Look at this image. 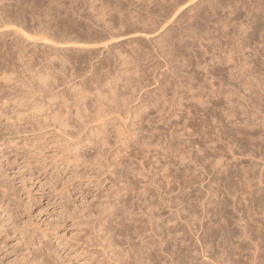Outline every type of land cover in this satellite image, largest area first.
Wrapping results in <instances>:
<instances>
[{"label":"rangeland","instance_id":"1","mask_svg":"<svg viewBox=\"0 0 264 264\" xmlns=\"http://www.w3.org/2000/svg\"><path fill=\"white\" fill-rule=\"evenodd\" d=\"M0 13V264H132L153 241L160 264H264V0H0Z\"/></svg>","mask_w":264,"mask_h":264},{"label":"bare ground","instance_id":"2","mask_svg":"<svg viewBox=\"0 0 264 264\" xmlns=\"http://www.w3.org/2000/svg\"><path fill=\"white\" fill-rule=\"evenodd\" d=\"M159 2H160V1H159ZM46 3H47V2H46ZM42 4H44V3H42ZM160 4H161V3H160ZM45 5H46V4H45ZM75 5H76V4H75ZM108 5H109V4H108ZM61 6H62V5H61ZM122 6H123V5H122ZM50 7H51V6H50ZM81 7H82V6H81ZM48 8H49V7H48ZM173 8H174V7H173ZM42 9H43V8H42ZM49 9H50V8H49ZM107 10H108V9H107ZM11 11H12V10H11ZM48 11H49V10H48ZM51 11H52V10H51ZM18 12H20V11H18ZM36 12H37V11H36ZM1 13H4V12H1ZM1 13H0V14H1ZM21 13H22V12H21ZM33 13H34V12H33ZM43 13H44V12H43ZM10 14H11V13H10ZM103 14H105V13H103ZM2 15H3V14H2ZM120 15H121V14H120ZM0 16H1V15H0ZM19 16H20V14H19ZM5 17H6V16H5ZM7 17H8V16H7ZM8 18H9V17H8ZM15 18H16V17H15ZM46 18H47V17H46ZM46 18H45V19H46ZM17 19H19V18H17ZM21 19H22V18H21ZM74 19H75V18H74ZM4 21H5V19H4ZM35 21H36V20H35ZM123 21H124V19H123ZM20 22H21V21H20ZM39 22H40V21H39ZM7 24H8V23H7ZM70 26H71V25H70ZM70 29H71V28H70ZM28 30H29V29H28ZM31 30H32V29H31ZM29 31H30V30H29ZM80 31H81V30H80ZM17 32H18V31H17ZM34 32H35V31H34ZM36 32H37V31H36ZM38 32H39V31H38ZM90 32H91V31H90ZM92 32H93V31H92ZM18 33H19V32H18ZM45 33H46V32H45ZM37 34H38V33H37ZM51 35H52V34H51ZM26 36H27V35H26ZM103 36H104V35H103ZM47 37H48V36H47ZM61 38H62V37H61ZM61 38H60V39H61ZM34 39H35V38H34ZM68 39H69V37H68ZM94 39H95V38H94ZM43 40H45V39H43ZM49 40H50V39H49ZM61 40H62V39H61ZM94 41H95V40H94ZM104 41H105V40H104ZM52 42H53V41H52ZM56 42H57V41H56ZM61 42H63V40H62ZM65 42H66V41H65ZM73 42H74V41H73ZM88 42H89V41H88ZM99 42H100V41H99ZM45 43H46V42H45ZM47 43H48V42H47ZM74 43H75V42H74ZM96 43H97V42H96ZM77 44H78V43H77ZM85 47H87V46H85ZM19 51H20V50H19ZM4 53H5V52H4ZM17 53H18V52H17ZM21 53H22V52H21ZM21 53H20V54H21ZM2 54H3V53H2ZM90 57H91V56H90ZM5 58H6V57H5ZM18 58H19V57H18ZM91 58H92V57H91ZM10 59H11V58H10ZM19 60H20V58H19ZM5 62H6V61H5ZM1 63H3V62H1ZM0 69H1V68H0ZM3 71H4V70H3ZM6 71H7V70H6ZM6 73H7V72H6ZM1 74H2V73H1ZM5 76H7V74L4 75L3 77H5ZM100 105H101V104H100ZM100 105H99V106H100ZM99 106H97V107L95 108V110H96V109L99 110L101 107H102V110H103V107H104V106L102 105L100 108H99ZM109 108H110V107H109ZM109 108H107V109H109ZM112 109H113V108H112ZM92 110H93V109H92ZM102 110H101V111H102ZM96 111H97V110H96ZM96 111H92V113H91V111H90L91 116H93L92 114L98 113L97 115L95 114L96 117H95V116H94V117L97 118V116H98V118H102V117H100V116H102V115L105 114V112H100V111H97V112H96ZM105 111H106V108H105ZM94 112H95V113H94ZM108 112H110V111L108 110L107 113H108ZM107 113H106V115H107ZM111 114H112V112H111ZM88 115H89V114H88ZM88 115H86V117H87ZM109 115H110V114L108 113L107 116H109ZM89 116H90V115H89ZM86 117H85V118H86ZM105 117H106V116H105ZM91 118H93V117H90V119H91ZM95 118H94V119H95ZM234 118H235V117H234ZM102 119H103V118H102ZM235 119H236V118H235ZM86 120H87V119H86ZM86 120H85V121H86ZM96 120H97V119H96ZM99 120H100V119H99ZM87 121H88V120H87ZM94 121H95V120H94ZM241 121H242V120H241ZM103 124H104V123H103ZM227 125H228V124H227ZM97 128H98V127H97ZM242 129H243V128H242ZM214 130H215V129H214ZM217 131H218V130H217ZM214 133H215V132H214ZM219 135H220V134H219ZM200 136H201V135H200ZM207 136H208V135H207ZM228 137H229V136H228ZM207 138H208V137H207ZM207 138H206V139H207ZM219 138H220V137H219ZM253 138H254V137H253ZM208 140H209V139H208ZM240 140H241V139H240ZM246 140H247V139H246ZM205 141H206V140H205ZM198 142H199V141H198ZM209 142H210V141H209ZM216 142H217V141H216ZM188 143H189V142H188ZM206 143H207V142H206ZM223 143H224V142H223ZM224 144H225V143H224ZM247 144H248V142H247ZM210 145H211V143H210ZM215 145H216V144H215ZM189 146H190V145H189ZM217 146H218V145H217ZM229 146H230V144H229ZM200 147H201V146H200ZM221 147H222V146H221ZM208 148H209V147H208ZM211 149H212V148H211ZM220 149H221V148H220ZM245 149H246V148H245ZM261 149H262V148H261ZM217 150H219V149H217ZM257 150H258V149H257ZM187 151H188V150H187ZM177 152H178V151H177ZM210 152H211V151H210ZM228 152H230V151H228ZM231 152H232V151H231ZM231 152H230V153H231ZM184 153H185V152H184ZM230 153H228V154H230ZM232 153H233V152H232ZM188 154H189V153H188ZM241 154H242V153H241ZM220 155L222 156L223 153H220ZM233 155H235V153H234ZM233 155L231 154V156H233ZM236 155H237V154H236ZM236 155H235V156H236ZM179 156H180V155H179ZM182 156H183V155H182ZM211 156H213V154H212ZM211 156H210V157H211ZM223 156H224V155H223ZM223 156H222V157H223ZM231 156H230V157H231ZM260 156H261V155H260ZM193 157H194V156H193ZM215 157H216V156H215ZM222 157H221V158H222ZM212 158H214V157H212ZM233 158H234V156H233ZM251 158H252V157H251ZM185 159H186V158H185ZM214 159H216V158H214ZM230 159H232V158H230ZM237 159H238V158H237ZM219 160H220V159H219ZM255 160H256V159H255ZM192 161H193V160H192ZM214 161L216 162V160H214ZM181 162H182V161H181ZM220 162H221V161L216 162V163L219 164ZM226 162H227V160H226ZM240 162H241V161H240ZM221 163H222V162H221ZM238 163H239V162H238ZM195 164H196V163H195ZM224 164H225V163H224ZM224 164H223V165H224ZM227 164H228V163H227ZM245 164H246V163H245ZM256 164H257V163H256ZM198 165H199V164H198ZM221 165H222V164H221ZM225 165H226V164H225ZM225 165H224V166H225ZM231 165H232V164H231ZM235 165H236V164H235ZM239 166H240V165H239ZM241 166H242V164H241ZM254 166H255V164H254ZM254 166H251V167H254ZM198 167H199V166H198ZM219 167H220V164H219ZM221 167H222V166H221ZM251 167H250V168H251ZM224 168H225V167H224ZM237 168H238V167H237ZM241 168H242V167H240V170H242V169L244 168V166H243L242 169H241ZM254 168H255V167H254ZM263 168H264V167H263ZM238 169H239V168H238ZM226 170H227V169H226ZM246 170H247V167H246ZM246 170H245V171H246ZM250 170L253 171V169H250ZM217 171H218V170H217ZM238 171H239V170H238ZM242 171H244V170H242ZM242 171H241V172H242ZM247 171H248V170H247ZM247 171H246V173L244 172L245 175L248 174L249 171H248V172H247ZM258 171H259L260 173L262 172V171H260V169H259ZM219 172H220V171H219ZM239 172H240V171H239ZM253 172H254V171H253ZM253 172H252V173H251V171L249 172V173H251L250 175H248L249 178H250V176L252 177V174H254ZM255 173H256V172H255ZM240 174H241V173H239V175H240ZM257 174H258V173H257ZM230 175H231V173H230ZM232 175H233V174H232ZM232 175H231V176H232ZM236 175H237V174H236ZM236 175L234 174V178H235V179H236ZM239 175H238V176H239ZM255 175H256V174H255ZM255 175H254V176H255ZM258 175H259V174H258ZM261 175H262V174H261ZM241 176H242V177H241ZM241 176H239V177L243 178V174H242ZM246 177H247V176H246ZM246 177H245V178H246ZM260 177H261V176H260ZM263 177H264V176H263ZM220 178H221V177H220ZM227 178H228V179H227ZM227 178H226V179H227V181L229 182L228 184L232 186V183H233L234 181L230 182V181H229L230 178H229L228 176H227ZM249 178H248V179H249ZM252 178H253V177H252ZM255 178H259V177H255ZM261 178H262V177H261ZM237 179H238V177H237ZM237 179L235 180V182L237 181ZM199 180H200V179H199ZM232 180H233V179H232ZM241 180H242V184L244 185V183H243V182H244V181H243L244 178L241 179ZM245 180H246V179H245ZM250 180H252V179L250 178ZM257 180H259V179H257ZM260 180H261V179H260ZM239 181H240V178H239V180L237 181V183H238V184H241ZM247 181L249 182V180H246V182H247ZM208 182H209V181H208ZM235 182H234V184H235ZM246 182H245V183H246ZM258 182L260 183V181H258ZM224 183H225V182H224ZM212 184H213V183H212ZM225 184H227V183H225ZM234 184H233L232 187H234ZM222 185H223V184H222ZM231 186H229V190L234 189V188H232ZM244 186H245V185H244ZM254 186H255V185H254ZM230 187H231L232 189H231ZM236 187H237V188H236ZM247 187H248V186H247ZM250 187H251V186H250ZM235 188H236V189H234V190H235L236 192L233 190L234 193L239 192V191L237 190V189H238V186H237V185L235 186ZM212 190H213V189H212ZM239 190H240V189H239ZM248 190H250V189H248ZM220 191H221V190H220ZM222 191H223V190H222ZM233 191H232V192H233ZM240 191H241V190H240ZM255 191H256V190H255ZM209 192H210V190H209ZM226 192L228 193V192H230V191H226ZM232 192H230V193H231V195L229 194L230 196H232ZM241 192H242V191H241ZM241 192H239V193L241 194ZM246 192H247V191H246ZM263 192H264V191H263ZM221 193H222V192H220V194H221ZM248 193H249V192H248ZM249 194H251V192H250ZM249 194H248V195H249ZM252 194H253V197H254V196H255L254 193H252ZM221 196H222V195H221ZM241 196H242V195H241ZM256 196H257V195H256ZM247 197H248V196H247ZM249 197H250V196H249ZM253 197H251V198H253ZM258 197H259V196H258ZM258 197H256L257 200L260 198V197H259V198H258ZM224 198H225V197H224ZM241 198L244 199L243 196H242ZM199 199H200V198H199ZM226 199H228V198H226ZM226 199H223V200H224L223 202L221 201L222 203H224L223 205H225V201H226ZM238 199H239V198H238ZM238 199H237V200H238ZM249 199H250V198H249ZM254 199H255V198H254ZM263 199H264V198H263ZM221 200H222V199H221ZM228 200H229V199H228ZM228 200H227L226 204L228 203ZM235 200H236V199H235ZM239 200H240V199H239ZM244 200H245V199H244ZM257 200H256V201H257ZM261 200H262V199H261ZM215 202H216V201H215ZM233 202H234V200H233ZM248 202H250V200H246V204H247ZM251 202H252V201H251ZM253 202H254V200H253ZM253 202H252V203H253ZM261 202H262V201H261ZM263 202H264V200H263ZM212 203H213V202H212ZM230 203H231V202H230ZM230 203H229V204H230ZM241 203H242V202H241ZM256 203H258L259 205L261 204V203H259L258 201H257ZM256 203H255V204H256ZM213 204H214V203H213ZM229 204H228V205H229ZM234 204H235V203H234ZM244 204H245V203H244ZM232 205H233V204H232ZM248 205H252V204H249V203H248ZM218 206H219V205H218ZM218 206H217V209L219 208V210H220V206H219V207H218ZM253 206H255V205L253 204ZM261 206H262V205H261ZM261 206H260V207H261ZM222 207H223V206H222ZM224 207H225V206H224ZM224 207H223V208H224ZM234 207H235V206H234ZM246 207H247V205H246ZM246 207L243 208V210L246 209ZM215 208H216V207H215ZM235 208H236V207H235ZM251 208H255V207H251ZM258 208H259V206H258ZM258 208H257V209H258ZM261 208H262V207H261ZM213 209H214V208H213ZM233 209H234V208H233ZM240 209H241V208H240ZM240 209H238V210L240 211ZM249 209H250V208H249ZM249 209H248V210H249ZM255 209H256V208H255ZM257 209H256V210L252 209V210H253V212H254V211L256 212ZM259 209H260V208H259ZM262 209H264V208H262ZM221 210H222V209H221ZM223 210H224V209H223ZM223 210H222V211H223ZM231 210H232V209H231ZM234 210H235V209H234ZM234 210H233V211H234ZM241 210H242V209H241ZM246 210H247V209H246ZM246 210H245V211H246ZM250 210H251V209H250ZM250 210H249V211H250ZM213 211H214V210H213ZM239 211H238V212H239ZM245 211H243V212H245ZM249 211H248V212H249ZM259 211L261 212V210H259ZM263 211H264V210H263ZM216 212H217V211H216ZM219 212H220V211H219ZM219 212H218V213H219ZM223 212H225V211H223ZM241 212H242V211H241ZM246 212H247V211H246ZM246 212H245V213H246ZM251 212H252V211H251ZM251 212H249V213H251ZM232 213H234V212H232ZM239 213H240V212H239ZM239 213H237V214H239ZM263 213H264V212H263ZM193 214H194V213H193ZM210 214H211V213H210ZM212 214H213V213H212ZM215 214H216V213H214V215H215ZM222 214H224V213H222ZM255 214H256V215H257V214L259 215V213H255ZM218 215H219V214H218ZM218 215H217V216H218ZM245 215H247V214H244V216H245ZM260 215H261V213H260ZM250 216H251V214H250ZM253 216H255V215H253ZM261 216H262V215H261ZM192 217H193V215H192ZM225 217H226V216H224V218H225ZM234 217H235V216H234ZM237 217L239 218V216H237ZM237 217H236V218H237ZM241 217H243V215L241 216V214H240V220H239L240 223H241V221H242V220H241ZM247 217H249V216H247ZM233 219H234V218H233ZM233 219H232V220H233ZM243 219H244V218H243ZM253 219H254V217H253ZM202 220H203V219H202ZM208 220H209V219H208ZM212 220H213V219H212ZM220 220H221V219H220ZM247 220H248V219L246 218V221H247ZM254 220H255V219H254ZM257 220H259V218H258ZM262 220H264V219H263V216H262ZM262 220L260 219L259 221H262ZM233 221H234V222H238L237 219H236V220H233ZM243 221H245V219H244ZM243 221H242V222H243ZM259 221H258V222H259ZM253 222H256V221H253ZM223 223H224V222H223ZM223 223H222V225H223ZM225 223H226V222H225ZM227 223H228V222H227ZM245 223H246V226H247V224L249 223V221H248V222H245ZM251 223H252V221H251ZM256 223H257V222H256ZM256 223H255V224H256ZM238 224H239V223H238ZM241 224H242V223H241ZM243 224H244V223H243ZM243 224H242V225H243ZM216 225H217V224H216ZM239 225H240V224H239ZM249 225H250V224H249ZM256 225H257V224H256ZM154 226H155V225H154ZM224 226H227V225L224 224L223 227H224ZM236 226H238V225H236ZM246 226H245V225H244V227L242 226L243 229H242V227H241V228H240L239 226H238V227H239V229H242L243 232L246 234V233L250 232V228L253 226V224H252V226H251L250 228H249V226H248V227H246ZM259 226H260V225H259ZM156 227H157V226H156ZM156 227H155V231H152V232H153V233H152L153 235H155V234L157 235V233H159L158 231L156 232ZM212 227H213V226H212ZM216 227H218V225H217ZM227 227H228V226H227ZM254 227H255V225H254ZM257 227H258V226H256L255 229H257ZM197 228H198V227H197ZM214 228H215V227H214ZM225 228H226V227H225ZM225 228H223V229H225ZM252 228H253V227H252ZM259 228H262V227L260 226V227H258V229H259ZM226 229H227V228H226ZM226 229H225V230H226ZM228 229H229V228H228ZM151 230H153V229L151 228ZM151 230H150V231H151ZM215 230H216V229H215ZM217 230H218V229H217ZM219 230H220V232L223 231L222 233L224 234L225 230H222V231H221L220 228H219ZM189 231H190V230H189ZM207 231H208V230H207ZM239 231H241V230H239ZM252 231H253V233H254V235H253V234H252V235L255 236L256 230H253V229H252ZM263 231H264V230H263ZM155 232H156V233H155ZM173 232H174V231H173ZM209 232H210V231H209ZM212 232H214V231H212ZM228 232H229V231H228ZM228 232H227V233H228ZM231 232H232V231H231ZM235 232H238V231H235ZM261 232H262V231H261ZM184 233H185V232H184ZM222 233H220V234H222ZM227 233H226V234H227ZM233 233H234V232H233ZM239 233H242V232H239ZM251 233H252V232H250V236H249V237H251ZM169 234H170V232H168V234H167V232H166V235L170 236ZM212 234H215V233H212ZM229 234H230V232H229ZM234 234H235V233H234ZM245 234H244V237H245ZM257 234H258V232H257ZM261 234H262V233H261ZM263 234H264V233H263ZM263 234H262V235H263ZM150 235H151V234H150ZM171 235H172V234H171ZM208 235H210V233H208ZM218 235H219V234H218ZM218 235H217V236L214 235V236L219 238ZM231 235H232V234H231ZM236 235H237V233H236ZM238 235H239V234H238ZM238 235H237L236 237H238ZM240 235H241V234H240ZM240 235H239V236H240ZM247 235H249V234H247ZM168 236H167V238H168ZM195 236H196V235H195ZM228 236H229V235H228ZM242 236H243V234H242ZM257 236H258V235H257ZM151 237H152V236H151ZM172 237H173V236H172ZM176 237H177V236H176ZM201 237H202V235H201ZM231 237H234V235H233V236H230L229 238H231ZM240 237H241V236H240ZM244 237H243V239H244ZM246 237H247V236H246ZM246 237H245V238H246ZM173 238H174V237H173ZM198 238H200V236H199ZM198 238H196V239H198ZM203 238H204V236H203ZM213 238H214V237H213ZM213 238H212V240H216L215 238H214V239H213ZM255 238H256V236H255ZM258 238H259V237H258ZM258 238H256V239H258ZM152 239H153V238H152ZM160 239H161V238H160ZM160 239H159V240H160ZM165 239H166V238H165ZM165 239H164V240H165ZM170 239H171V238H170ZM208 239H211V238L209 237ZM220 239H221V237H220ZM231 239H232V238H231ZM231 239H230V240H231ZM240 239H241V238H240ZM248 239H250V238H248ZM248 239H247V241H248ZM253 239H254V237H253ZM167 240H168V239H167ZM167 240H166L165 242H167ZM199 240H200V239H199ZM203 240H204V239H203ZM205 240H206V239H205ZM222 240H224V236H223ZM225 240H226V237H225ZM227 240L230 241L228 238H227ZM227 240L225 241L226 243H228ZM244 240H246V239H244ZM244 240H243V241H244ZM263 240H264V239H263ZM149 241H150V240H149ZM155 241L157 242V240H155ZM179 241H180V240H179ZM210 241H211V240H210ZM241 241H242V240H241ZM249 241H250V240H249ZM256 241H258V240H256ZM260 241H261V239H260ZM153 242H154V241H153ZM153 242H152V243H153ZM184 242H185V241H184ZM225 242H224V243H225ZM230 242H231V241H230ZM245 242H246V241H245ZM251 242H252V243H251ZM251 242H248V243L253 244V240H251ZM145 243H146V242H145ZM152 243L150 244V242H149V245H148V247H147L148 249H147V248H146V249L143 248V249H145L144 252H146V254H143L142 256H141L140 253L138 252V251H140V249H139V247H138L139 245L137 246L138 249L135 248V247L132 245L133 248H135V252H133V251L131 250V251L133 252V255H134V256H132V257H133V260H132L133 263H132L131 261H130V262H131L132 264H150V263H154V262H156V261L158 260L157 257L155 256L154 253H153L154 255H152V253H151V249H149L150 247H153V246H151ZM162 243H163V239H162ZM162 243L160 242V245H161ZM200 243H201V242H200ZM210 243H211V242H210ZM215 243H217V242H215ZM222 243H223V242H222ZM224 243H223V244H224ZM226 243H225V244H226ZM235 243H236V242H235ZM248 243H247V244H248ZM254 243H255V242H254ZM259 243H262V242H259ZM141 244H142V243H141ZM157 244H159V242H157ZM166 244H167V243H165L164 245H166ZM202 244H203V243H202ZM220 244H221V243H220V241H219V245L217 244L216 246H221ZM121 245H122V244H121ZM127 245H128V244H127ZM142 245H143V244H142ZM160 245H159V246H160ZM167 245H168V244H167ZM173 245H174V244H173ZM175 245H176V244H175ZM178 245H179V244H178ZM230 245H231V244H230ZM230 245L228 244L227 247H226L225 245H224V246L228 249V246H230ZM253 245H254V244H253ZM256 245H257V244H255V246H256ZM132 246H131V247H132ZM155 246H156V247H159V246H157V245H155ZM201 246H203V245H201ZM237 246L240 247V244L237 245ZM237 246H235V247L237 248ZM248 246H249V245H248ZM248 246H246V248H247ZM251 246H252V245H251ZM255 246H253V247H255ZM258 246H259V244H258ZM120 247H121V246H120ZM160 247H161V246H160ZM204 247H205V246H204ZM204 247H203V249H204ZM225 247H224V248H225ZM232 247H233V244H232V246L230 247V249H231ZM235 247H234V248H235ZM239 247H238V248H239ZM241 247H242V243H241ZM249 247H250V246H249ZM124 248H125V247H124ZM200 248H201V247H200ZM200 248H199V249H200ZM212 248H214V247H209V249H211V250H212ZM215 248H216V247H215ZM221 248H222V250H223V247H220V249H221ZM234 248H233V249H234ZM236 248H235V249H236ZM258 248L260 249V247H258ZM258 248L256 247V249H258ZM161 249H163V248H161ZM166 249H167V248H166ZM175 249H176V248H175ZM186 249H187V248H186ZM194 249H195V248H194ZM217 249H218V248H217ZM220 249H219V251H220ZM227 249H226V250H227ZM233 249H232V251H233ZM235 249H234V252L237 250V249H236V250H235ZM241 249H242V248H241ZM122 250H123V248H122ZM122 250H121V251H122ZM124 250H125V249H124ZM124 250H123V251H124ZM129 250H130V249H128V251H129ZM154 250H155V249H154ZM169 250H170V248H169ZM197 250H198V249H197ZM201 250H202V249H201ZM207 250H208V249H207ZM211 250H210V251H211ZM214 250H215V249H214ZM250 250H251V247H250ZM123 251H122V252H123ZM128 251H126V252H128ZM152 251H153V250H152ZM159 251H160V249H159ZM163 251H164V250H163ZM163 251H162V252H163ZM165 251H168V250H165ZM193 251H194V250H193ZM203 251H206V250L204 249ZM203 251H202V252H203ZM228 251H229V250H228ZM239 251H240V249H239ZM115 252H116V251H115ZM153 252H154V251H153ZM182 252H183V251H182ZM186 252H187V251H186ZM199 252H200V251H199ZM207 252H208V251H207ZM207 252H206V253H207ZM211 252H213V251H211ZM221 252H222V251H221ZM221 252H218V253H221ZM236 252H237V251H236ZM244 252H245V251H244ZM249 252H250V251H249ZM253 252H254V251H253ZM259 252H260V250H259ZM118 253H119V252H118ZM158 253H159V252H158ZM169 253H170V251H169ZM171 253H172V252H171ZM173 253H174V252H173ZM175 253H176V252H175ZM200 253H201V252H200ZM208 253H209V252H208ZM222 253H223V252H222ZM226 253H227V252H226ZM256 253H258V252H256ZM115 254H116V253H115ZM119 254H120V253H119ZM119 254H118V255H119ZM122 254H124V253H122ZM125 254H126V253H125ZM141 254H142V253H141ZM164 254L166 255L167 253H164ZM184 254H185V253H184ZM214 254H215V252H214ZM252 254H253V253H252ZM252 254H250V255H252ZM261 254H262V253H261ZM175 255H176V254H175ZM179 255H180V254H179ZM186 255H187V254H186ZM202 255H203V256H201V257H204V258H205L206 256H208V257H206L207 260H205V261H206V264H207V263L209 264V261L211 262V261L213 260L212 258L215 257V256L213 257V253H209V254L207 255V254H205V253L203 252ZM216 255H217V253H216ZM228 255H229V254H228ZM243 255H244V254H243ZM250 255H248V256L250 257V259H249V258H248V259L251 261L252 257H251ZM258 255H259V254H258ZM263 255H264V253H263ZM263 255H262V256H263ZM126 256H127V255H126ZM126 256H124V257H126ZM182 256L184 257L183 254H182ZM182 256H181V257H182ZM219 256L222 257V254L219 255ZM239 256H240V255H239ZM246 256H247V255H246ZM256 256H257V254H256ZM256 256H255V257H256ZM259 256H260V255H259ZM259 256H258V257H259ZM262 256H261V257H262ZM117 257H118V256H117ZM124 257H122V258H124ZM186 257H187V256H186ZM217 257H218V256H217ZM221 257H220L219 259H221ZM225 257H226V256H225ZM225 257H224V258H225ZM230 257H232V256L230 255ZM230 257H228V258L230 259ZM234 257H235V256H234ZM240 257H241V256H240ZM128 258H129V257H128ZM177 258H179V257H177ZM190 258H191V257H190ZM215 258H216V257H215ZM215 258H214V259H215ZM236 258H237V257H236ZM131 259H132V258H131ZM170 259H172V258H170ZM175 259H176V258H175ZM242 259H243V258H242ZM245 259H246V258H245ZM262 259H263V258H262ZM124 260H125V259H124ZM124 260H122V261H124ZM128 260H129V259H128ZM179 260H180V259H179ZM192 260H193V259H192ZM196 260H197V257H196ZM232 260H233V259H232ZM257 260H258V259H257ZM165 261H166V259H165ZM165 261H164V264H165ZM169 261H170V264H173V263L175 264V262H176V261L174 262L173 260H169ZM169 261H167V262H169ZM189 261H190V260H189ZM207 261H208V262H207ZM221 261L223 262V259H221ZM224 261H225V259H224ZM239 261H240V260H239ZM254 261H255V260H254ZM254 261L252 260V263H253ZM261 261H263V260H261ZM162 262H163V261L161 260V263H162ZM183 262H184V261H183ZM190 262H191V261H190ZM216 262H217V260H216ZM219 262H220V261H219ZM227 262H228V261H227ZM227 262H226V264H227ZM230 262H231V261H230ZM258 262H259V261H258ZM124 263H125V262H124ZM124 263H123V264H124ZM157 263L160 264L158 261H157ZM186 263H187V262H186ZM214 263H215V262H214V260H213V264H214ZM232 263H234V262H232ZM261 263L263 264V262H261ZM119 264H120V262H119ZM121 264H122V262H121ZM128 264H129V263H128ZM155 264H156V263H155ZM180 264H182V262H180ZM187 264H188V263H187ZM220 264H221V263H220ZM222 264H223V263H222ZM224 264H225V262H224ZM254 264H255V263H254ZM259 264H260V263H259Z\"/></svg>","mask_w":264,"mask_h":264}]
</instances>
